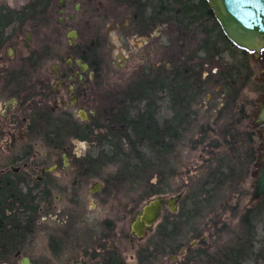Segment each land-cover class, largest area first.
<instances>
[{
  "label": "flooded vegetation",
  "instance_id": "obj_1",
  "mask_svg": "<svg viewBox=\"0 0 264 264\" xmlns=\"http://www.w3.org/2000/svg\"><path fill=\"white\" fill-rule=\"evenodd\" d=\"M21 1L0 0V195H9L7 209L23 206L28 213L14 237L20 248L3 255L1 264H10L38 237L46 250L39 264L160 262L165 232L177 229L180 212L193 214L187 200L192 193H177L183 197L175 212L169 200L177 194L167 193L179 169L173 156L200 121L204 136L239 130L233 142L245 150L220 163L214 177L240 180L234 203L221 204L216 216L211 194L202 195L208 210L201 240L210 264L218 244L227 250L222 257L234 248L244 255L243 227L264 225V196L254 199L264 166V127L257 124L264 51L251 62L256 87L249 98L242 50L236 47L230 60L220 62L228 40L206 0ZM139 117L165 139L166 162H154L150 174L141 167L130 181L131 169L110 170L98 153H77L75 131L96 138L100 128L119 122L123 130ZM219 117L226 120L217 129ZM148 151L154 160L157 147ZM156 199L165 202L157 221L133 230L145 205ZM233 234L234 242L227 237ZM258 245L264 248V241ZM25 259L35 263L22 258L20 264ZM260 259L264 263V253Z\"/></svg>",
  "mask_w": 264,
  "mask_h": 264
},
{
  "label": "rangeland",
  "instance_id": "obj_2",
  "mask_svg": "<svg viewBox=\"0 0 264 264\" xmlns=\"http://www.w3.org/2000/svg\"><path fill=\"white\" fill-rule=\"evenodd\" d=\"M21 2L35 4L36 0H22ZM208 24L209 30H213L214 28L212 26V22L209 21ZM211 36L212 35L210 33V39ZM230 46L236 49L232 44H230ZM230 46L227 45V47H225V49H227L226 53L222 51V53L224 54L221 57L220 62H225V60L228 61L231 57H233L234 54H232L233 51L230 49ZM251 62L252 64L254 63L252 60L249 61L248 57L246 92L248 93L247 95H249V98H252V96L248 91L256 87L255 84H253V78L255 77L256 73L253 69V66H251ZM215 95H218V93L216 92ZM209 98L211 97L207 96V99ZM220 118L221 117H219L218 119V125L216 127L217 129L222 128L223 124L225 123L224 121L226 120V118H221L222 120H220ZM200 122L195 128L196 131L194 132V134L188 135L186 143L184 144V146H187L185 148L181 146L178 151L179 153L173 156V161H179L178 163L176 162L179 166V169L174 180H170L172 191L167 193L170 196L176 195L182 190H184L186 194L192 193L193 196L190 197L188 195L187 200L188 198H190L191 202L193 203V206L191 208L193 209V214L186 215L184 214L185 211H182L178 214L177 218H175V220H177V224L175 225L177 229L175 231L169 230L168 233L165 232L164 259H161L157 264H210L206 243L205 241L201 240V237L205 236V231L207 228L206 213L208 210V205H206L204 199L205 197H203L202 195L203 193L211 194V205L212 208L216 210V216H218L217 209H219V206H221V204L229 205L234 203V196L237 194L235 190L243 187V185H240V180L235 182L233 179L220 180L217 183V186H215L213 183L204 182L203 175L208 171L207 168L209 167V165L217 171V166H219L220 163H226L232 155L238 156L244 154L245 150L242 148L241 144L236 145L233 142V137L236 136L239 130L237 131L231 129L230 135L228 136L226 135V133H229L228 131H218L213 133L211 131H208L206 137L204 136L205 134L200 132L199 130L203 129L202 125H200ZM197 129L199 130L198 132ZM221 132H224V134H221ZM202 137L204 142H198L197 145H195V142H197V140L202 141ZM73 143L75 145V149H78L77 153L79 152L83 156L88 155L91 151H94V153L97 152V146H82L80 145V141H74ZM200 155H203V160L199 159ZM112 166L113 165H111V168L108 169L111 170L115 167ZM217 173L218 172H216V174ZM162 174L164 175V177L166 175L167 178L166 171H164ZM262 224H264V221ZM260 226L261 225L256 222L255 227L249 226V228L247 229H245V226L243 227L242 236H244L245 247L249 250L245 251L248 252L247 255H243V250L239 254L237 248H234V250L230 252L228 256H225L227 250H223V247L218 244L216 246L217 250L215 251L214 256L215 264H237L236 261L239 260L243 264H261L262 260L260 259L259 261V258L264 253V248H259L261 246L258 245V242L264 241V231H262L264 229V225L262 227ZM233 228L237 229L234 224ZM227 237L233 242L237 238V236H235L234 234ZM255 241L256 244H254ZM17 244H19V242H17ZM29 248L30 250H26ZM29 248H25L24 251L20 249V251H18L20 253L19 256L9 261V263L20 264V260L22 258H29L31 262H35H33L34 264H39L43 253H45L46 251L41 237L36 238L33 246ZM182 249H186V252L183 255H180ZM223 252L225 253L224 257H222ZM237 253L239 255H237ZM14 254L16 255L17 253ZM243 256L245 259L243 258ZM250 258L253 259V261L248 262L247 260Z\"/></svg>",
  "mask_w": 264,
  "mask_h": 264
},
{
  "label": "trees",
  "instance_id": "obj_3",
  "mask_svg": "<svg viewBox=\"0 0 264 264\" xmlns=\"http://www.w3.org/2000/svg\"><path fill=\"white\" fill-rule=\"evenodd\" d=\"M175 5L177 6V4ZM188 5L190 7L192 6L190 4H187V6ZM208 13L209 16H212L210 12ZM226 42L227 45L230 46L231 43L229 44L228 41ZM209 44L210 43H207L206 46H208ZM0 45H3L2 41H0ZM235 51L236 49H233V52ZM242 57L244 74L247 78L246 74H248V52L242 51ZM118 124L119 122H117L115 128H111V126L100 128V132L103 131V133H99L96 138L93 137L92 133H88L87 135V130L84 129L80 134L75 131L73 135L76 140L79 139L80 141H89L90 143L96 142V153L100 155L99 159L104 162L102 166H123L126 173H128L129 169H131L130 175L132 176V178L127 179L130 181L137 180V177L135 175L138 173L139 168H145L144 173L150 174L149 170L152 168L154 162L162 164L166 162V154L163 153V150L165 148V139L159 137L156 133H153V128L155 131V124L151 125L144 120L141 121L140 117L136 121L132 119L131 123H127L122 127L124 128L123 130L121 129L120 124V128L118 127ZM89 135L91 136V138ZM154 146L157 147L158 155H156L153 160L148 149ZM89 153H94V151H91ZM107 153L109 155H106ZM174 154H172V156ZM165 169L166 167H163V171H165ZM207 170L208 171L206 172V174H208V176L207 178H204V182L213 183L215 186H217L218 181L214 179L216 169H213L209 165ZM177 171L178 168H174L175 177L177 176ZM146 179L150 180L151 178L148 177ZM8 199H10L8 194L4 193L0 195V264L3 261L1 258L3 255L8 254L9 252H15L19 247L14 237L18 235L16 230H22V228L24 227V225L21 223L24 222L23 220L25 219V214L28 213L27 210H24L25 207L23 206H20L18 209L16 207H13V209L12 207L10 209H7L6 207H8ZM20 210H23L24 212H21ZM7 212L10 213L8 216ZM247 254L248 252H245V255ZM237 255L239 254L237 253ZM236 263L241 264V261H236Z\"/></svg>",
  "mask_w": 264,
  "mask_h": 264
},
{
  "label": "water",
  "instance_id": "obj_4",
  "mask_svg": "<svg viewBox=\"0 0 264 264\" xmlns=\"http://www.w3.org/2000/svg\"><path fill=\"white\" fill-rule=\"evenodd\" d=\"M227 40L238 49L249 52L252 61L258 62L264 51V0H206ZM257 124L264 127V101L259 104ZM264 137V132H263ZM82 146L88 147L86 144ZM255 187L254 199L264 196V166ZM183 197L177 194L169 200V207L175 212L176 204ZM163 199H156L145 205L137 217L133 230H139L145 224L152 226L158 219ZM22 264H31L28 259Z\"/></svg>",
  "mask_w": 264,
  "mask_h": 264
}]
</instances>
